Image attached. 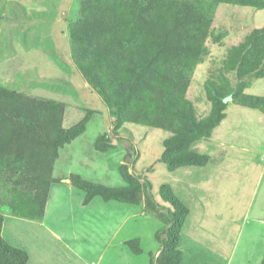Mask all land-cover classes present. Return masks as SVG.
I'll return each instance as SVG.
<instances>
[{"label": "rangeland", "instance_id": "374dc122", "mask_svg": "<svg viewBox=\"0 0 264 264\" xmlns=\"http://www.w3.org/2000/svg\"><path fill=\"white\" fill-rule=\"evenodd\" d=\"M12 1L31 5L30 14ZM77 10V0H0V86L64 102V128L77 123L88 110L93 112L84 134L60 151L54 177L65 181L73 173L105 186H124L118 167L127 163L136 176L152 183L159 204L165 205L159 186L168 183L189 207L181 233L186 260L193 264H261L264 113L232 102L231 93L238 82L235 73L223 72L222 67L231 46L243 41L251 30L263 27L264 9L228 4L216 8L211 29L213 39L219 37L220 41L216 44L208 39L210 55L195 68L187 98L194 103L198 118H203L210 109L204 86L211 72L214 77L224 73L234 89L227 96L225 119L211 138L194 146L197 152L210 156L209 163L173 173L158 162L167 132L126 123L112 134V115L71 59L68 23L75 20ZM248 80L245 92L263 97L264 78L250 76ZM104 133L111 135L114 147L100 153L94 142ZM72 189L64 183L57 199L59 188L54 187L45 219L32 225L12 216L0 200L3 238L23 248L30 256L29 264H149V253L158 252L154 233L161 225L145 211L144 203H106L97 197L83 208L84 194ZM3 195L0 185V199ZM130 234L129 239L140 238L142 254L135 255L120 244L121 238Z\"/></svg>", "mask_w": 264, "mask_h": 264}, {"label": "trees", "instance_id": "16d2710c", "mask_svg": "<svg viewBox=\"0 0 264 264\" xmlns=\"http://www.w3.org/2000/svg\"><path fill=\"white\" fill-rule=\"evenodd\" d=\"M12 1L18 9L23 5ZM77 16L68 23L71 59L87 85L112 115L115 134L126 123L165 131L158 162L173 173L182 168H204L210 159L194 146L212 137L226 117L228 94L234 88L224 73L205 81L210 104L206 117L198 118L187 98L195 68L210 55L206 42L213 39L211 25L220 4L264 9V0H77ZM223 72L235 73L234 104L264 113V96L249 95L248 77L264 78V25L251 30L231 46ZM67 106L62 101L37 98L0 86V199L16 218L41 221L45 216L60 151L84 134L91 120L88 110L77 123L64 128ZM114 147L111 135H99L94 149L106 153ZM118 172L124 186H105L79 174H69L70 185L84 194L83 206L99 197L103 202L140 206L160 222L154 233L159 254L149 253V264H182L181 233L190 214L174 188L159 186V204L152 183L136 176L129 165ZM4 200V201H3ZM146 214V213H145ZM0 264H29L23 248L2 236ZM124 245L135 255L144 251L140 238ZM261 264H264V256Z\"/></svg>", "mask_w": 264, "mask_h": 264}, {"label": "crops", "instance_id": "0c3cea01", "mask_svg": "<svg viewBox=\"0 0 264 264\" xmlns=\"http://www.w3.org/2000/svg\"><path fill=\"white\" fill-rule=\"evenodd\" d=\"M21 4H23V6L25 7V9H26V11H24V12H26V14L27 15H29L30 14V7H31V5H28L26 2H21ZM49 36V35H48ZM50 37V39H60L59 37H55V36H49ZM67 39V38H66ZM206 44H207V42H206ZM66 147V146H65ZM57 162V161H56ZM56 165V164H55ZM56 178V177H55ZM67 184V185H69V188H71V190H73L72 189V186L70 185V183H67L66 181H60L59 183H56V184H52V186H51V190H50V196H49V200H48V202H47V205H46V210H45V216H46V214H47V209H48V207L50 206V199H51V192H52V190H53V188L55 187L56 188V190H57V188H59V191L57 190L56 191V198L57 199H59L60 198V186H62L63 184ZM83 198H84V195H83ZM83 198H82V201H83ZM96 199H97V197L96 198H94L93 200H92V202L89 204V205H87V206H83V204H82V201H81V206L83 207V208H85V207H89V206H91L92 204H93V202H95L96 201ZM110 202H114V201H110ZM107 203H109V202H107ZM74 214V213H73ZM72 214V215H73ZM142 214H144V213H142ZM145 215V214H144ZM143 215V216H144ZM45 216H44V218L42 219V220H44L45 219ZM18 219H20V218H18ZM41 220V221H42ZM24 221H27V224H34V222L35 221H32V220H24ZM127 222H126V225H127V223H128V220H126ZM130 221H131V219H130ZM40 224H43V223H40ZM122 224H121V228H122ZM120 228V229H121ZM132 229H130V231H131ZM45 232H48L46 229H45ZM132 235L133 234H130V235H128V238L127 237H125V238H121V240H120V244L121 245H124V242L125 241H127V240H129V237H132ZM138 238V237H137ZM142 246V245H141ZM180 250H181V242H180ZM182 251V250H181ZM183 252V251H182ZM158 253V252H157ZM157 255V254H156ZM29 258H30V256H29ZM78 258V257H77ZM89 260L91 261V259H90V257H89ZM261 261H262V258H261ZM89 264H94V262L93 261H91V262H89ZM182 264H193V261L192 260H186V256H185V253L183 252V261H182Z\"/></svg>", "mask_w": 264, "mask_h": 264}, {"label": "water", "instance_id": "95a60500", "mask_svg": "<svg viewBox=\"0 0 264 264\" xmlns=\"http://www.w3.org/2000/svg\"><path fill=\"white\" fill-rule=\"evenodd\" d=\"M129 161V160H128ZM67 183H70V180L69 179H66L65 180ZM159 254V252L157 253V255Z\"/></svg>", "mask_w": 264, "mask_h": 264}]
</instances>
